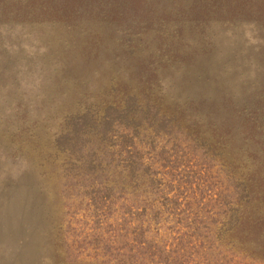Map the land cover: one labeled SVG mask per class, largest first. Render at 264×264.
<instances>
[{
	"label": "rangeland",
	"instance_id": "obj_1",
	"mask_svg": "<svg viewBox=\"0 0 264 264\" xmlns=\"http://www.w3.org/2000/svg\"><path fill=\"white\" fill-rule=\"evenodd\" d=\"M161 3L0 0V264H115L129 155L194 202L247 185L264 217V21Z\"/></svg>",
	"mask_w": 264,
	"mask_h": 264
},
{
	"label": "trees",
	"instance_id": "obj_2",
	"mask_svg": "<svg viewBox=\"0 0 264 264\" xmlns=\"http://www.w3.org/2000/svg\"><path fill=\"white\" fill-rule=\"evenodd\" d=\"M62 1L75 10L84 3ZM195 1L201 10L240 9L264 21V0ZM107 3L123 7L121 19L152 14L162 5ZM146 160L129 155L121 167L114 160V220L122 226L114 242L125 244L114 252L115 264H264V217L255 216L256 198L247 185L233 191L215 185L208 199L194 202L182 186L166 185L163 174L144 169Z\"/></svg>",
	"mask_w": 264,
	"mask_h": 264
}]
</instances>
